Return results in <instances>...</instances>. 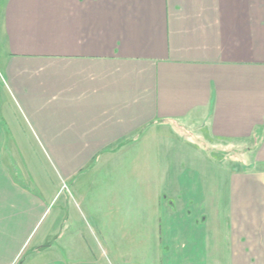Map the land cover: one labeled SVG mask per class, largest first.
Listing matches in <instances>:
<instances>
[{
  "label": "crops",
  "instance_id": "obj_1",
  "mask_svg": "<svg viewBox=\"0 0 264 264\" xmlns=\"http://www.w3.org/2000/svg\"><path fill=\"white\" fill-rule=\"evenodd\" d=\"M39 155L70 182L124 174L128 200L218 202L264 264V0H0V264L47 252L17 175Z\"/></svg>",
  "mask_w": 264,
  "mask_h": 264
},
{
  "label": "rangeland",
  "instance_id": "obj_2",
  "mask_svg": "<svg viewBox=\"0 0 264 264\" xmlns=\"http://www.w3.org/2000/svg\"><path fill=\"white\" fill-rule=\"evenodd\" d=\"M209 143L210 158L223 161L222 150L227 145L214 140ZM228 150V156L239 159ZM39 156L29 169L28 179L23 170L17 175L21 184L47 201L38 233L51 226L45 241L48 247L43 254L28 252L22 264L253 263L250 223L241 222L236 227L232 214L229 223L221 222L216 213L220 207L217 201L210 214L207 211L202 215L205 209L198 206L201 202L194 208L186 201H152L150 196L147 201H134L132 193L133 201L128 200L130 195L119 183L124 174L112 172L110 167L98 172L86 170L75 183L62 177L54 161ZM132 192L137 194L139 190ZM230 236L238 240L234 248L237 253L218 252L216 262L211 261L212 246L221 242V237ZM191 245H196L195 253H191ZM259 257L257 263L261 264L262 254Z\"/></svg>",
  "mask_w": 264,
  "mask_h": 264
}]
</instances>
